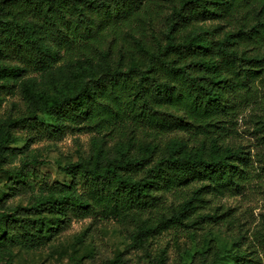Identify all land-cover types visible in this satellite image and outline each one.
Segmentation results:
<instances>
[{"label":"trees","instance_id":"1","mask_svg":"<svg viewBox=\"0 0 264 264\" xmlns=\"http://www.w3.org/2000/svg\"><path fill=\"white\" fill-rule=\"evenodd\" d=\"M145 1L0 0V79L24 82L1 84L0 105L14 88L30 101L28 117L11 115L9 128L35 126L42 112L54 123L44 125L49 134L82 127L98 142L83 150L81 163L60 169L63 179L33 181L46 197L6 219L12 241L63 235L72 220L99 215L131 247L113 256L94 235L89 264H169L165 250L154 251L157 237L180 225L201 227L208 217L193 216L201 196L240 186L247 153L223 146L209 128L235 114L240 92L264 70V0H161L166 12L156 19ZM97 59L105 73L59 97L30 80L59 63L83 69ZM188 130L200 131L199 140L191 143ZM10 138L8 130L0 141ZM7 183L13 193L32 187ZM181 188H191L187 198L168 202ZM6 202L1 197L0 208ZM45 214L58 217L51 224ZM220 261L209 241L189 264Z\"/></svg>","mask_w":264,"mask_h":264},{"label":"rangeland","instance_id":"2","mask_svg":"<svg viewBox=\"0 0 264 264\" xmlns=\"http://www.w3.org/2000/svg\"><path fill=\"white\" fill-rule=\"evenodd\" d=\"M144 5L154 19L166 12V2L161 0H146ZM106 66V62L99 59L91 66L83 64V69L59 63L44 73L33 74L30 80L37 91L59 97L68 92V87L72 91L74 83H84L91 76L101 77ZM1 84L16 87L24 82L8 76L0 79ZM22 101H25L24 106ZM29 103L28 98L14 88L0 105V137L8 130L11 137L8 141H0L3 147L0 150V198L7 197L6 207L0 208V264H89L87 259L94 254L91 244L94 235L103 240L113 256L128 250L131 241L99 215L72 220L63 235L47 234L45 240L38 242L15 235V243L4 233L5 221L16 207H29L45 199L46 193L33 186L34 182L39 185L40 175L63 179L61 168L81 163L83 150L98 148L93 134L82 127L58 137L49 134L44 125L53 127L54 123L42 112L36 113L38 124L35 126L9 128L7 123L11 115L28 117L25 107ZM209 129L223 146L247 153L248 162L242 166L244 179L240 178L237 188L230 184L228 190H211L201 196L203 202H196L193 216L208 217L203 225L195 228L180 225L163 232L153 242L154 251L165 250L169 264H189L191 256L212 241L220 251L219 264H264V70L248 89L240 92L235 114ZM199 133L197 130L186 132L191 143L199 140ZM19 171L26 174L19 177L16 174ZM8 180L14 183L29 181L32 187L25 192H9ZM190 190H172L167 194V201L179 205ZM43 217L52 224L58 215L45 214ZM140 264L149 263L142 261Z\"/></svg>","mask_w":264,"mask_h":264}]
</instances>
